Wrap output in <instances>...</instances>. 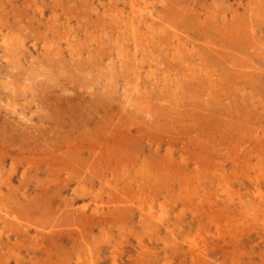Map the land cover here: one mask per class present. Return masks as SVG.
Instances as JSON below:
<instances>
[{"label": "rangeland", "instance_id": "obj_1", "mask_svg": "<svg viewBox=\"0 0 264 264\" xmlns=\"http://www.w3.org/2000/svg\"><path fill=\"white\" fill-rule=\"evenodd\" d=\"M0 264H264V0H0Z\"/></svg>", "mask_w": 264, "mask_h": 264}, {"label": "bare ground", "instance_id": "obj_2", "mask_svg": "<svg viewBox=\"0 0 264 264\" xmlns=\"http://www.w3.org/2000/svg\"><path fill=\"white\" fill-rule=\"evenodd\" d=\"M234 45V44H233ZM157 133V132H156ZM80 150V149H79ZM77 156V155H76ZM89 168V167H88Z\"/></svg>", "mask_w": 264, "mask_h": 264}]
</instances>
